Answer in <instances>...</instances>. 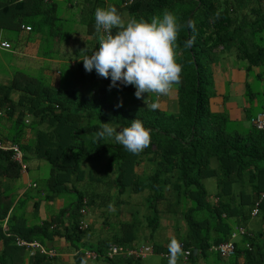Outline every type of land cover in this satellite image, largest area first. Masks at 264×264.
Listing matches in <instances>:
<instances>
[{
    "label": "trees",
    "instance_id": "1",
    "mask_svg": "<svg viewBox=\"0 0 264 264\" xmlns=\"http://www.w3.org/2000/svg\"><path fill=\"white\" fill-rule=\"evenodd\" d=\"M109 5L118 9L125 22H150L164 11L177 17L182 82L173 90L174 109L151 110L147 104L152 99L156 103L154 94L137 99L134 86L119 82L109 90L110 78L99 77L95 70L85 71L80 59L99 48L95 9ZM62 6L71 15H61ZM21 25L29 27L24 32L27 41L40 35L37 56L54 59L55 66L50 75L36 77L15 71L19 78L0 85V108L9 117L15 114V128L8 137L18 145L21 163L39 159L50 165L49 175L36 179L33 190H43L45 199L61 198L63 206L42 225L8 222L7 235L0 229L3 257L6 248L13 261L16 258L17 248L10 242L14 235L36 240L46 248H50L45 246L47 241L61 236L73 248L71 264H88L84 250L94 253L91 264H144L147 255H157L161 264H168L161 252L175 238L189 250L178 264H264V125L226 130L225 115L209 109L211 65L221 54H233L244 61L247 74L255 67L257 78H264V0H0L4 36L16 41ZM78 31L86 36L83 42L75 39ZM193 36L194 44L185 47ZM121 100L123 106L117 108ZM259 102L264 112V92ZM133 119L151 130V145L140 154L126 151L114 138L94 142L92 137L102 123L120 131ZM25 128L30 137L22 145ZM11 153L0 150V175L15 179L20 165ZM209 177L215 180L211 198L202 183ZM9 203L2 207L3 213ZM255 203L257 212L251 216ZM137 206L143 207L140 217ZM87 207L90 211L101 208V221L95 227L100 233L93 241L89 223L78 228ZM119 210H130V217L121 220ZM161 215H166L170 236L161 231ZM252 217L258 221L256 228L247 227ZM238 226L246 231L234 239L232 255L221 257L210 248L228 240ZM156 229L164 237L146 241ZM139 236L144 242L136 243ZM111 244L130 248L151 244L153 251L137 258L122 253L108 256ZM55 256L35 250L26 257L28 264H56Z\"/></svg>",
    "mask_w": 264,
    "mask_h": 264
},
{
    "label": "clouds",
    "instance_id": "2",
    "mask_svg": "<svg viewBox=\"0 0 264 264\" xmlns=\"http://www.w3.org/2000/svg\"><path fill=\"white\" fill-rule=\"evenodd\" d=\"M94 17L99 48L86 52L80 60L86 72L95 70L99 77L111 79L109 90L117 87L118 82L124 86L132 85L136 89V98L142 99L145 94L147 97L153 94L156 97L169 95L181 84L182 65L177 62L179 53L176 51L181 25L173 13L164 11L162 16H155L150 22L144 19L125 22L118 9L109 5L107 8L97 7ZM188 27L194 30L191 22ZM194 42L193 36L185 42V47H191ZM122 106L121 100L116 107ZM147 107L156 110L158 105L152 103ZM4 114L0 110V116ZM24 119L27 122L28 118ZM120 129L117 131L109 123H102L101 130L94 133L92 138L97 144L102 139L114 138L117 144L135 155L151 145V130L141 120L133 119L130 126ZM167 247L168 264H178L184 255L181 244L173 238ZM86 258L89 262L93 260ZM82 264L87 262L82 261Z\"/></svg>",
    "mask_w": 264,
    "mask_h": 264
},
{
    "label": "crops",
    "instance_id": "3",
    "mask_svg": "<svg viewBox=\"0 0 264 264\" xmlns=\"http://www.w3.org/2000/svg\"><path fill=\"white\" fill-rule=\"evenodd\" d=\"M65 9L62 6L60 8V11L62 13H66ZM24 32V30H20V32L15 37L16 41H14L11 39H7L4 36V33L0 31V42L6 41L10 46V48L0 47L1 55L2 53L9 54V58L7 60L3 55V58L0 57L2 64H4L7 69L9 66H14L15 64H17L18 66L25 65L23 59H31L33 62H37L39 68L43 67L44 58H40L39 56H37L40 43V35L37 33L33 35L32 40L27 41L25 39ZM234 58L237 59L236 57ZM227 59V55H221L216 60V62L211 65L212 95L209 98V109L211 112L224 114L226 117V122H241V120L248 121L250 117L255 115L254 113L261 112L259 110V93L255 89H252L251 86V82L255 79H258L255 75L258 69L253 67L251 68V72L247 74L244 69V62L237 64L236 62H229ZM31 60L29 62H31ZM49 61H51L53 65H45L42 71L43 74L50 75V69L54 68L55 66L54 59H49ZM8 75L10 77H7ZM4 76L6 82L10 80L9 78H19L17 74L15 76L11 72H6V74L4 73ZM6 82L2 81L0 85L6 84ZM253 92H257L258 94H253ZM262 92H264V90H262L260 94H262ZM2 94H4V91L1 92V95ZM10 97L12 99H15L16 94L11 92ZM168 98V95L157 97L156 104L157 101ZM173 103L175 108V99H173ZM166 104L167 103L162 102V107H158L161 109H169L166 107ZM253 111L255 112L253 113ZM14 121L15 114H13L11 117L5 114L0 117V141L4 144L8 145L9 143H11L8 136L9 132L12 129L14 130L15 128ZM29 137V132L25 128V130L22 132L20 143L22 145L27 143ZM16 147L21 157V151L18 145H16ZM18 164L20 165V172L17 178L9 179L3 175H0V229L1 233H5V235H7L6 228H8V222L20 226L21 224L42 225L43 221L51 220V217H53V215H56L59 209H61L63 206V200L61 198L54 197L53 199H45V192H42L43 190L39 192L33 190L34 186L32 184L37 178L34 177V172L30 175L29 169L38 171L40 165L39 159H30L27 160V162L23 163H21L20 161V163ZM8 202L10 203L8 207L5 208L6 210L3 213L2 207L4 205H7ZM34 203H38L36 208H34L33 206ZM14 215L15 217L11 218ZM166 236L170 235L166 234ZM15 238L21 237L14 235L13 238H10V242L13 243L14 246H16L15 248H17L14 249V251H16V258L14 259V261L10 249L7 250L6 248H4V251L6 252L5 257L2 256L3 246L0 239V258L1 261H3L2 264H28V260L26 257L28 256V253L23 247V249L18 248L20 246H17V244L15 243ZM45 246L53 248L54 254L56 255V264L72 263L73 248L64 241L63 237L54 236L50 241H47L45 243Z\"/></svg>",
    "mask_w": 264,
    "mask_h": 264
},
{
    "label": "rangeland",
    "instance_id": "4",
    "mask_svg": "<svg viewBox=\"0 0 264 264\" xmlns=\"http://www.w3.org/2000/svg\"><path fill=\"white\" fill-rule=\"evenodd\" d=\"M66 11V14L62 13L61 11H59V13H61L62 15H65L67 16L68 15H71V11L69 9H65ZM80 28V30L82 29L80 26H78ZM77 38H81V41L83 42V40L86 38L85 35H83L81 33V31H78L76 34H75V39ZM64 47V46H63ZM70 47V46H69ZM45 54V53H44ZM2 55L5 57V59L7 60L9 58V54H6V53H2ZM1 55V52H0V57H2ZM223 55V54H221ZM220 55V56H221ZM11 56V55H10ZM228 56V61L229 62H236L237 64L239 63H242L244 61L242 60H239V59H235L233 57V54L232 55H227ZM232 56V57H230ZM225 57V56H224ZM3 58V57H2ZM31 59H23V61L25 62L24 64L25 65H20L18 66L17 64H15L14 66H9L8 69L6 66H4V64H2V61L0 59V83L3 82H6L5 81V76H4V73L6 74V72H11V73H14L15 71L19 70L20 72H27L29 73L30 75H33V76H38V75H42V71H43V68L45 67V65H51L52 62L49 61V59H44V64H43V67L42 69L39 68L38 64L36 61H32L29 62ZM33 62V63H32ZM53 65V64H52ZM4 66V67H3ZM4 71V72H3ZM7 77H10L9 75ZM10 80L12 78H9ZM10 81H7V83H9ZM259 84V85H258ZM251 86H252V89H255L258 93H259V96L261 95L260 92L262 90H264V78L262 79H255L251 82ZM259 86V87H258ZM84 91H86V89H89L88 88V85L85 86L84 88ZM173 91L168 95V99H162L161 101H157V104L158 106L162 107V102H165L167 103L166 104V107L169 108V109H174V103H173ZM172 99V100H171ZM152 103H155V99H152ZM173 103V104H172ZM172 105V106H171ZM255 111H253L254 113ZM257 113V112H256ZM254 113V114H256ZM249 121V119H248ZM247 120H241V122H226L225 123V128L226 130H231V129H241V128H244L246 126H249V122ZM40 161V165H39V168H38V171L34 170V169H29V172H30V175L33 174V172L35 173L34 174V177L39 179L38 181H41L43 180L44 178H46L48 175H49V172H50V165L44 161V160H39ZM211 164L214 165V162L211 161ZM202 183H203V186L206 190V192L208 193L209 197L211 198L212 197V194L215 192V180L214 178L212 177H209V178H205L202 180ZM68 197L70 198H73L74 197V194L73 193H68L67 194ZM101 209V208H100ZM100 209L99 208H94L93 210L90 211V208L87 207V210L85 212L84 215H82V219L86 222V223H89V226H90V241H93L95 239V236L97 234H99L100 232L98 231L97 228L95 227H98L99 226V223L101 221V217L98 216L100 214ZM137 209H138V216L140 217V215L143 213V207L141 206H137ZM106 212L109 210V209H105ZM130 210H127V211H124V210H119L118 211V217L122 220V219H128L130 217V214H129ZM165 214V213H164ZM111 215V214H110ZM167 216H169V214L166 213ZM166 215H161L160 216V220H161V227H164V229H161L162 233L165 234L164 236H166V234L168 235H171L172 233V230L170 229L169 226H167L166 222V218L164 216ZM172 218V216L170 217ZM172 220V219H171ZM258 225V221L255 217H252L251 219H249V221L247 222V227L250 228V227H253V228H256ZM178 230L180 233H182L184 231V228H183V224L182 222L180 221L179 224H178ZM157 232V229L155 230V233L154 235L151 237V239H147L146 241L148 242H151L152 240H158V239H161L163 238L164 236L156 233ZM141 235V234H140ZM103 236V235H101ZM144 238H142L141 236H139L136 240V243H142L144 242L143 240ZM142 263L144 264H161V260L159 259V257L157 255H147L144 260L142 261ZM89 264H91V262H89Z\"/></svg>",
    "mask_w": 264,
    "mask_h": 264
},
{
    "label": "built area",
    "instance_id": "5",
    "mask_svg": "<svg viewBox=\"0 0 264 264\" xmlns=\"http://www.w3.org/2000/svg\"><path fill=\"white\" fill-rule=\"evenodd\" d=\"M130 0H128L129 2ZM21 28L24 30H28L29 27L26 25H21ZM0 47L3 48H7L8 44L5 41L0 42ZM249 122L251 123V125L255 128H262L264 125V112H258L256 113L254 116L250 117ZM0 149L1 150H11V158L15 161H17L18 163H20V153L16 147L15 144H11L9 143L4 144L0 141ZM22 165V164H21ZM257 203L254 204V206L252 207L251 211H250V215L254 216L257 212ZM81 212H83L82 210H80ZM79 229H83L86 227L87 223L84 220L79 221ZM245 233V230L243 227L238 226L236 228H234L233 232L230 234L229 239L226 241H222L217 243L216 245H212L210 248L213 249L214 251H216L221 257H228L230 256L233 251H234V239L238 236ZM15 243L17 244V246L23 247L28 255H32L34 253L35 250L47 254V255H53L54 251L52 248H46L44 247L42 244H40L38 241L36 240H24L21 238H15ZM182 246V250L184 255L181 256V259L184 260L187 255L189 254V250L185 249L183 247V244L181 242H179ZM153 251V247L151 244H141L135 248H130V247H123L117 244H111L108 248H107V252L106 254L108 256H113L119 253L122 254H126V255H130L133 256L134 258L137 257H144L147 254H151ZM85 256L88 258H94V253L92 251H85ZM161 255H163L164 257L168 256V247L167 250L165 252H161Z\"/></svg>",
    "mask_w": 264,
    "mask_h": 264
},
{
    "label": "water",
    "instance_id": "6",
    "mask_svg": "<svg viewBox=\"0 0 264 264\" xmlns=\"http://www.w3.org/2000/svg\"><path fill=\"white\" fill-rule=\"evenodd\" d=\"M193 253H195V249H193V251H192Z\"/></svg>",
    "mask_w": 264,
    "mask_h": 264
}]
</instances>
